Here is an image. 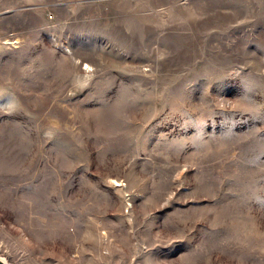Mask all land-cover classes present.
<instances>
[{
  "label": "rangeland",
  "instance_id": "obj_1",
  "mask_svg": "<svg viewBox=\"0 0 264 264\" xmlns=\"http://www.w3.org/2000/svg\"><path fill=\"white\" fill-rule=\"evenodd\" d=\"M0 256L264 264V0H0Z\"/></svg>",
  "mask_w": 264,
  "mask_h": 264
},
{
  "label": "water",
  "instance_id": "obj_2",
  "mask_svg": "<svg viewBox=\"0 0 264 264\" xmlns=\"http://www.w3.org/2000/svg\"><path fill=\"white\" fill-rule=\"evenodd\" d=\"M0 264H11L4 257L0 256Z\"/></svg>",
  "mask_w": 264,
  "mask_h": 264
},
{
  "label": "bare ground",
  "instance_id": "obj_3",
  "mask_svg": "<svg viewBox=\"0 0 264 264\" xmlns=\"http://www.w3.org/2000/svg\"><path fill=\"white\" fill-rule=\"evenodd\" d=\"M89 66V65H88ZM119 184V182H117V184L116 185H118ZM12 264V263H11Z\"/></svg>",
  "mask_w": 264,
  "mask_h": 264
}]
</instances>
